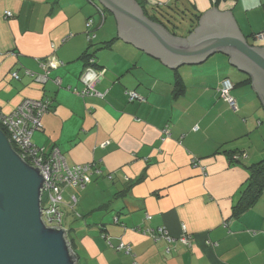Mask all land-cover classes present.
<instances>
[{
  "label": "crops",
  "instance_id": "crops-1",
  "mask_svg": "<svg viewBox=\"0 0 264 264\" xmlns=\"http://www.w3.org/2000/svg\"><path fill=\"white\" fill-rule=\"evenodd\" d=\"M158 4L231 11L249 43L264 47V0H147ZM102 10L104 20L87 0H0V109L50 100L33 143L58 147L70 165L92 164L70 194L82 217L68 233L79 264H264V187L234 214L255 181L250 166L264 160L263 105L250 83L236 85L249 76L222 53L170 68L122 40ZM86 51L104 67L103 96L76 92ZM46 65L43 85L35 74ZM176 69L186 84L179 95ZM226 76L237 111L220 96Z\"/></svg>",
  "mask_w": 264,
  "mask_h": 264
},
{
  "label": "water",
  "instance_id": "water-1",
  "mask_svg": "<svg viewBox=\"0 0 264 264\" xmlns=\"http://www.w3.org/2000/svg\"><path fill=\"white\" fill-rule=\"evenodd\" d=\"M115 15L118 35L170 68L222 53L251 77L264 108V47L250 44L231 11L207 10L187 36L149 18L137 0H87ZM49 79L40 82L45 85ZM44 174L29 164L0 128V264H79L65 226L42 217Z\"/></svg>",
  "mask_w": 264,
  "mask_h": 264
},
{
  "label": "built area",
  "instance_id": "built-area-1",
  "mask_svg": "<svg viewBox=\"0 0 264 264\" xmlns=\"http://www.w3.org/2000/svg\"><path fill=\"white\" fill-rule=\"evenodd\" d=\"M104 20L105 13L99 10ZM7 15L12 12L7 11ZM93 19H88L86 26L89 27ZM264 33L257 34L258 38H262ZM91 38V35H90ZM90 64L92 62L90 61ZM88 64L80 75L83 88L76 92L81 96L98 95L103 93L98 91L96 85L104 78V69L97 70L93 65ZM44 73L35 74L38 81L43 82L48 79V66H44ZM27 74H34L27 70ZM12 77L19 78L18 72H14ZM234 82L231 78H224L219 85L221 98L226 101L230 107L237 111L239 104L232 94ZM130 100H144L145 97L135 91H128ZM51 101L47 99H26L17 108L11 112H4L0 109V128L7 135L12 146L19 154L31 165L37 166L44 174V188L42 192V217L49 226H62L63 209L62 205H66L70 209H74L77 203L76 195H71L69 201L64 200V190L68 186L76 187L83 185L84 174L91 170V163H77L70 165L61 152L54 146L49 151L44 147H38L32 141V135L35 131L42 127V116L49 111ZM46 201L44 202V200ZM184 234L180 240L184 243L190 242V236L186 232L184 225ZM128 252V251H127Z\"/></svg>",
  "mask_w": 264,
  "mask_h": 264
},
{
  "label": "trees",
  "instance_id": "trees-1",
  "mask_svg": "<svg viewBox=\"0 0 264 264\" xmlns=\"http://www.w3.org/2000/svg\"><path fill=\"white\" fill-rule=\"evenodd\" d=\"M140 2V5L144 8L146 15L151 18L152 20H156L158 22H161L162 24L166 25L168 28H170L171 31H173L176 35H178L177 33V23H178V19L175 18L176 21H172L171 19H169L168 17H166L165 19H161L160 17H157L156 15H153L150 13L149 7L147 6V0H138ZM172 4H167V5H152L150 6L151 9L153 10H159V9H164L166 10L167 8H172ZM108 12V10H106ZM105 12V11H104ZM162 13V12H160ZM191 17H190V26L188 29V33L192 32L193 28H195V26L198 23L199 18L201 17L202 13L200 12H193L191 11ZM180 22V21H179ZM113 39L108 40L105 42V46L104 47H108L111 46ZM92 55H94V53H88V51H86V53L84 54V57H86L89 62L88 64H90V61L92 62L93 67L97 70H102L104 67H100L98 65V62L93 58L92 59ZM228 77V76H226ZM226 77H223L222 80ZM230 78V77H229ZM221 80V81H222ZM247 82L250 83L252 82L251 77H247L246 79L236 83V85H241L243 84V82ZM186 87L185 81L182 78L181 74L179 73V70L176 69L175 70V93L176 95H179L181 93L184 92ZM250 170H251V178H255V181L251 183L250 188L248 189V191L246 192V195L243 196L242 199H240V202L237 204V206L234 207V214H238L239 212H241L242 210H244L247 206H249L255 199V195L257 193V191L264 187V160L252 164L250 166ZM257 180H261L257 181Z\"/></svg>",
  "mask_w": 264,
  "mask_h": 264
},
{
  "label": "rangeland",
  "instance_id": "rangeland-1",
  "mask_svg": "<svg viewBox=\"0 0 264 264\" xmlns=\"http://www.w3.org/2000/svg\"><path fill=\"white\" fill-rule=\"evenodd\" d=\"M172 6V5H171ZM184 6L177 7V6H172V8H167L166 10L164 9H159V10H153L151 8H149L150 13L153 15H156L157 17H160L161 19H165L166 17H168L169 19H171L172 21H176L175 18H179L178 19V23H177V33H187L189 26H190V17H191V13L188 12ZM192 11V10H191ZM162 12V13H160ZM110 18H114L115 16L113 14H109ZM175 17V18H174ZM166 20V19H165ZM116 21V19H115ZM180 21V22H179ZM117 32V22H116V30ZM242 86L238 87L237 89L241 88ZM264 114L262 112H258L256 114V117H263ZM71 189H73V191H71ZM77 189V187H66V190L64 192V197L65 200H67L70 196L71 198V192L74 193V191ZM46 201V199L44 200V202ZM66 205H62V209H63V226H65L68 230H70V228L76 227L78 226V221L79 220H75L76 218L81 219L82 217L80 216L81 212L79 210V206H75V211H77V213H75L74 210L69 209L67 207H65ZM116 215V211H111L110 213L107 214V217L110 220V222L112 223L114 216ZM76 217V218H75Z\"/></svg>",
  "mask_w": 264,
  "mask_h": 264
},
{
  "label": "clouds",
  "instance_id": "clouds-1",
  "mask_svg": "<svg viewBox=\"0 0 264 264\" xmlns=\"http://www.w3.org/2000/svg\"><path fill=\"white\" fill-rule=\"evenodd\" d=\"M234 85H235V83H234ZM63 226V225H62ZM69 235V234H68ZM69 238V237H68ZM70 240V239H69Z\"/></svg>",
  "mask_w": 264,
  "mask_h": 264
}]
</instances>
